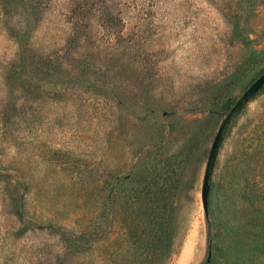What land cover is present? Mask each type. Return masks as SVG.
Masks as SVG:
<instances>
[{
	"label": "rangeland",
	"instance_id": "rangeland-1",
	"mask_svg": "<svg viewBox=\"0 0 264 264\" xmlns=\"http://www.w3.org/2000/svg\"><path fill=\"white\" fill-rule=\"evenodd\" d=\"M263 72L264 0H0V264H264Z\"/></svg>",
	"mask_w": 264,
	"mask_h": 264
},
{
	"label": "water",
	"instance_id": "water-1",
	"mask_svg": "<svg viewBox=\"0 0 264 264\" xmlns=\"http://www.w3.org/2000/svg\"><path fill=\"white\" fill-rule=\"evenodd\" d=\"M263 88H264V72L260 74L237 98V100L234 102V104L229 108V110L225 114L224 118L222 119L215 133V136L212 140L208 152L205 169L202 177L201 191H200L201 203L205 217H207L208 214V194L210 189L211 174L223 138L230 124L233 122V120L240 114V112L243 110L246 104L253 98V96H255ZM210 258H211V252L209 250L207 254L206 262H209Z\"/></svg>",
	"mask_w": 264,
	"mask_h": 264
},
{
	"label": "trees",
	"instance_id": "trees-1",
	"mask_svg": "<svg viewBox=\"0 0 264 264\" xmlns=\"http://www.w3.org/2000/svg\"><path fill=\"white\" fill-rule=\"evenodd\" d=\"M19 215L21 216L20 212H19Z\"/></svg>",
	"mask_w": 264,
	"mask_h": 264
}]
</instances>
